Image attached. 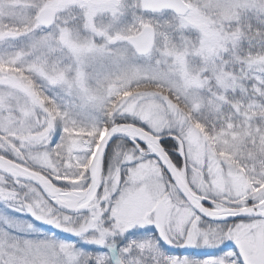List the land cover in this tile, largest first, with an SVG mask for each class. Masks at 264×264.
Segmentation results:
<instances>
[{
    "label": "snow or ice",
    "instance_id": "6c2138e0",
    "mask_svg": "<svg viewBox=\"0 0 264 264\" xmlns=\"http://www.w3.org/2000/svg\"><path fill=\"white\" fill-rule=\"evenodd\" d=\"M0 264H264V0H0Z\"/></svg>",
    "mask_w": 264,
    "mask_h": 264
}]
</instances>
